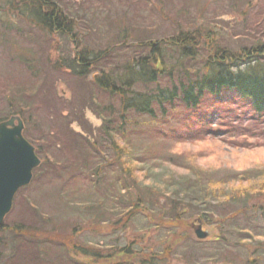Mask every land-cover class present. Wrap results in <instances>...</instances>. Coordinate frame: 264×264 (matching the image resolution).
<instances>
[{"label": "rangeland", "instance_id": "374dc122", "mask_svg": "<svg viewBox=\"0 0 264 264\" xmlns=\"http://www.w3.org/2000/svg\"><path fill=\"white\" fill-rule=\"evenodd\" d=\"M54 1L70 17L73 30L68 38L60 37L56 32H40L21 18L0 13V121L11 116L7 115V110L20 111L12 115L22 119L28 137L36 138L34 144L31 143L34 149L41 151L42 155L48 153L50 160H53L40 158L41 168L39 163L30 183L15 193L11 209L4 219L6 227L27 224L35 227L40 222V215L54 219L43 223L48 240L43 248L48 255L56 254L54 248L58 243L67 242L65 235L77 221L86 228L81 230L76 226V241L97 245L116 241L122 245L130 239L135 246L147 249V261V254L155 251V257L162 256L166 264H264V214L244 215L238 213L237 208L241 187L250 183L244 181L245 178L255 175L256 170L264 169V116L253 115L241 99L234 100L233 96L217 99L210 105L215 115L204 114L206 125L218 131V134L203 132L201 125L192 124L188 119H198L197 115L204 111L209 113L207 106H201V109L191 113L193 116L174 112L176 119L166 138L157 142H140L134 138L131 142L141 147L138 151L134 148V152L148 148L149 158H152L143 164L135 163L140 169L137 170V177H143L146 183L157 186L156 189L162 194L159 200L164 198L166 204L180 207L184 211L179 212L184 214L181 216L183 220H165L158 224L156 214L146 210L137 211L134 216L136 222L130 221L127 226L115 224L119 214L110 217L109 222L96 226L92 225L93 221L91 224L84 219L80 222V219L88 217L78 211L80 207L74 205L79 195H84L88 190L79 181L68 180L72 173H66L67 169L64 168L65 159L76 161L74 163L80 159L74 156L76 136H97L101 119L94 109L95 103L91 97L94 90L87 85L88 79L83 81L67 70L54 69L57 58L72 55L71 51L82 44L89 46L93 53L102 52L115 44L113 62L119 64L125 58L122 57L124 47L117 45L122 41L123 34H127L129 39L133 37L132 40L149 33L154 38L165 39L171 37L172 33L191 29L193 25L205 29L208 24L221 26L220 38L227 40L232 44L229 46L234 48V44L237 45L235 27L238 26L234 23L239 17L234 12L233 1ZM204 16H208V19ZM23 50L27 56L35 54L38 57V60L33 58L29 71L14 58ZM101 98L96 99L102 101ZM176 121L183 124L178 126ZM191 124L193 127L185 130ZM178 133L182 134L177 137ZM109 158L110 155L107 156ZM164 185L169 187L163 188ZM205 185L207 188L204 191L203 188L197 191ZM195 199L208 201L205 210L210 213L212 221L204 224L211 230V235L217 234L231 240L232 250L231 246L224 249L222 242L195 241L191 225L204 212V208L190 202ZM222 199L225 202L219 203ZM120 219L122 222L124 218ZM51 225H54V230ZM240 227L249 228V231L239 230ZM251 227L260 229L262 235L257 238L252 236L250 233L254 229ZM239 231L244 239L239 236ZM21 232L27 233V229ZM3 235L5 233L0 232V237ZM249 235L254 238H249ZM49 240H53V245ZM3 245L5 254L12 257L0 259V264H26V260H30L29 247L19 249L13 246L11 251L6 243L3 242Z\"/></svg>", "mask_w": 264, "mask_h": 264}, {"label": "trees", "instance_id": "16d2710c", "mask_svg": "<svg viewBox=\"0 0 264 264\" xmlns=\"http://www.w3.org/2000/svg\"><path fill=\"white\" fill-rule=\"evenodd\" d=\"M232 1L234 12L239 17L234 23L238 24L235 27L237 45L234 44V48L229 46L232 44L227 40L220 38L221 26L208 24L205 29L193 25L191 29L172 33L171 37L165 39L154 38L149 33L132 40L133 37L129 39L127 34H123L122 41L117 42V45L124 47L122 57L125 58L119 64L113 62L115 44L102 52L94 53L89 46L82 44L71 51L72 55L56 59L54 69L67 70L71 75L83 81L88 79L92 84L95 91L92 90L91 96L95 103L94 109L101 119L97 136H92V139L76 136L73 146L74 156L80 158L78 163L70 159L64 161L66 173H72L70 178H66L79 181L88 190L75 201L74 206L81 208L78 211L88 217L80 219V222L88 220L91 224L93 221L92 225L96 226L109 222L110 217L114 218L119 214L115 224L127 226L134 220L137 211L146 210L156 214L158 224L182 218L184 214L179 212L184 211L180 207L166 204L164 198L159 200L162 194L161 191L158 192L156 185L146 183L143 177H137V170L140 169L135 163L143 164L152 158H149L148 148L134 152V148L137 150L141 147L131 143L134 138L141 140L140 142H157L166 138L176 119L174 112L180 111L188 117L201 109V106H207L209 113L204 111L197 115L198 119H188L192 124L201 125L203 132L208 134H218V131L206 125L204 114L215 115V110L210 105L223 97L241 99L253 115L264 116V0ZM0 13L21 18L40 32H56L64 38H68L73 30L69 15L54 0H0ZM204 18L208 19V16ZM26 54L23 50L14 58L17 63L21 61L29 71L33 58L38 60V57ZM99 96H102V101L96 99ZM20 110L23 109L20 107ZM6 112L7 115L20 113L11 110ZM176 123L178 126L183 124L182 121ZM192 124L186 126L185 130L191 129ZM181 134L178 133L177 137ZM23 136L34 144L36 138L28 137L25 127ZM150 137L152 139H148ZM35 153L39 159H51L48 153L42 155L37 149ZM39 166L41 168V163ZM38 168L33 169V174H36ZM244 181L250 183L240 189L239 207L244 215L264 214V169L256 170L255 175L246 177ZM167 187L169 186H163ZM200 188L204 191L207 187H199L198 192ZM224 201L222 199L219 203ZM190 202L204 210H207L206 206L209 204L206 199ZM40 216V222L35 227L29 224L22 225L23 227H6L2 223L0 232L5 235L0 237V259L12 257L11 254H5L4 242L11 251L13 246H18L19 249L29 247L31 257L26 260V264H166L162 256L154 257L152 252L147 254L149 261H139L136 258L129 261L133 254L145 257L147 250L135 246L130 239L122 245L116 241L99 245L76 241V226L81 230L86 228L77 221L65 235L67 242L58 243L54 248L56 254L48 255L43 248L48 241L43 223L54 219ZM120 218H124L122 222ZM67 223L63 225L66 226ZM249 228L240 227L239 230L249 231ZM251 228L255 231L250 233L252 236L257 238L262 235L257 227ZM24 229H27V233H20ZM51 229L54 230V225H51ZM7 231L10 233H6ZM252 236L249 235V238ZM49 243L53 245V240H49Z\"/></svg>", "mask_w": 264, "mask_h": 264}, {"label": "water", "instance_id": "95a60500", "mask_svg": "<svg viewBox=\"0 0 264 264\" xmlns=\"http://www.w3.org/2000/svg\"><path fill=\"white\" fill-rule=\"evenodd\" d=\"M23 128L18 115L0 121V226L11 209L13 196L31 181L32 171L40 163L34 147L22 134ZM196 231L198 237H204L203 232Z\"/></svg>", "mask_w": 264, "mask_h": 264}, {"label": "bare ground", "instance_id": "6f19581e", "mask_svg": "<svg viewBox=\"0 0 264 264\" xmlns=\"http://www.w3.org/2000/svg\"><path fill=\"white\" fill-rule=\"evenodd\" d=\"M87 85H89V86H91V88H93V86H92L91 83L88 82ZM218 180H220V179H218ZM12 201H13V199H12ZM237 208H238V213L243 214L242 208H240V207H237ZM203 213H204V215L205 214H207V215L201 216L199 219H197L196 221H194L192 223V225H191L192 231H193V236L195 238V241H197L199 243H202L203 240H209V242H213V243H217V244L222 242V243H224V249L227 248V247H230L232 245L231 242H230L231 240L230 241H229V239L227 240V238L225 236L222 237L221 235H217V234H214V236L211 235V230L209 229V227L207 228L206 225L204 224L205 222L208 223V222H211L212 221L211 217H209L210 216V213L206 212V210H204ZM244 219H245V217H244ZM196 230H200V232H203L204 233V237H198L196 235L197 234V231ZM238 234L241 237V231H239ZM241 238H243V237H241ZM231 250H232V246H231ZM152 255L155 257V251H154V253H152ZM134 258L138 259L139 261L140 260H144V259L147 260V258L144 257L142 254H140V255L139 254H136V255L133 254V255H131L129 261L132 262Z\"/></svg>", "mask_w": 264, "mask_h": 264}, {"label": "flooded vegetation", "instance_id": "af4514ba", "mask_svg": "<svg viewBox=\"0 0 264 264\" xmlns=\"http://www.w3.org/2000/svg\"><path fill=\"white\" fill-rule=\"evenodd\" d=\"M203 241H207V240H203Z\"/></svg>", "mask_w": 264, "mask_h": 264}]
</instances>
